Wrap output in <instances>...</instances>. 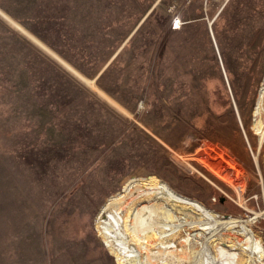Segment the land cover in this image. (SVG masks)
<instances>
[{
  "label": "rangeland",
  "instance_id": "374dc122",
  "mask_svg": "<svg viewBox=\"0 0 264 264\" xmlns=\"http://www.w3.org/2000/svg\"><path fill=\"white\" fill-rule=\"evenodd\" d=\"M263 79L264 0H0V264H119L97 221L132 179L221 221L264 213ZM206 141L244 170L241 199L194 156ZM183 212L165 264L242 251L240 226ZM247 224L264 247V214Z\"/></svg>",
  "mask_w": 264,
  "mask_h": 264
},
{
  "label": "bare ground",
  "instance_id": "6f19581e",
  "mask_svg": "<svg viewBox=\"0 0 264 264\" xmlns=\"http://www.w3.org/2000/svg\"><path fill=\"white\" fill-rule=\"evenodd\" d=\"M179 24L175 27L179 28ZM255 116L256 123L254 129L260 135L259 143L261 145L264 140V79L261 85V92L257 98ZM194 156L208 170L233 188L238 193L240 199L242 198L246 189L244 170L225 150L206 141ZM184 209L190 210L192 214L196 213L200 219L197 222L191 221L189 223L190 227H195L196 223H198V226L204 228L211 225L214 227L221 225L226 230L231 231L236 225L240 226V230L238 231L245 238L243 240L240 238L238 244L235 240L231 239L233 242V245H231L234 249L241 248L242 251L227 253L222 249V253H226L228 257L226 264H243L246 260V253L251 256L253 255L254 260L259 264H264V247L261 241L255 238V234L250 228L251 226L249 227L247 224L258 219L264 213H254L255 216L251 220L229 218L221 221L198 201L177 194L169 185L154 178H149L148 181L132 179L124 185L123 190L112 195L100 212L97 229L106 245L112 250L113 241H119L121 249L119 251L114 250L119 264H135L133 261L140 260L143 254H146V257L150 258L148 262L144 260L147 264H165L163 261L164 255L173 257L179 248L171 245V243H165L177 235L180 225L174 221L177 218L175 214L179 211L183 212ZM239 223L241 224L239 225ZM125 235L128 236V240L124 241L120 239H125ZM234 235L237 238L238 233L234 232ZM130 240L132 243L129 244L127 241ZM153 245H159V247L157 246V251L151 250L150 246ZM254 264L256 263L254 262Z\"/></svg>",
  "mask_w": 264,
  "mask_h": 264
},
{
  "label": "built area",
  "instance_id": "2783aa9c",
  "mask_svg": "<svg viewBox=\"0 0 264 264\" xmlns=\"http://www.w3.org/2000/svg\"><path fill=\"white\" fill-rule=\"evenodd\" d=\"M208 1H211V0H206V2ZM221 1H222L223 6H225L230 0H221Z\"/></svg>",
  "mask_w": 264,
  "mask_h": 264
}]
</instances>
